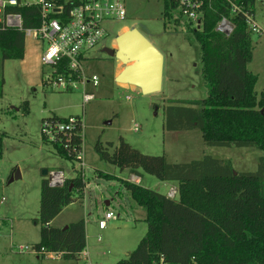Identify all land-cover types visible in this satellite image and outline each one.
Segmentation results:
<instances>
[{
	"label": "rangeland",
	"instance_id": "rangeland-1",
	"mask_svg": "<svg viewBox=\"0 0 264 264\" xmlns=\"http://www.w3.org/2000/svg\"><path fill=\"white\" fill-rule=\"evenodd\" d=\"M127 17L107 23L108 36L91 51L83 66L99 84H78L62 91L47 84L51 67L42 62L44 49L31 37L26 38L23 59L2 61L4 78L0 97V134L3 156L0 159V264H116L124 259L146 235V211L132 200L122 179L131 177L129 169L102 160L96 150L101 142L111 152L124 139L144 154L164 155L169 163H187L204 156L230 160L235 172H253L263 152L254 148L208 146L200 129L170 130L167 111L170 106H187L206 96L200 69L201 60L191 32H184L163 18V0H125ZM255 19L260 32H251L252 59L248 69L257 75L255 90L264 92V0H257ZM181 24V21L178 20ZM137 28L164 56L162 90L144 94L134 85L118 83L117 75L125 64L103 52L117 48L116 38L125 30ZM93 97L85 101L84 92ZM82 117V130L74 137L83 141L82 159L72 161L57 155L51 143L42 139L43 118ZM62 172L66 178L82 170L86 187L84 197L65 206L51 221L64 228L84 219L87 246L79 259L58 255L42 256L32 247L40 240L39 215L43 171ZM19 171L21 177L9 182ZM138 184L168 195L178 191V183L145 172ZM99 172L112 175L106 178ZM48 178V176H47ZM178 195V193H177ZM177 195L175 197H177ZM5 199L2 201V199ZM116 219L100 229L105 213Z\"/></svg>",
	"mask_w": 264,
	"mask_h": 264
},
{
	"label": "trees",
	"instance_id": "trees-1",
	"mask_svg": "<svg viewBox=\"0 0 264 264\" xmlns=\"http://www.w3.org/2000/svg\"><path fill=\"white\" fill-rule=\"evenodd\" d=\"M165 21L180 26L173 14V0H163ZM257 0H235L242 11L233 17L229 35L216 30L222 16H230L231 6L217 0L208 9L202 29L181 27L191 32L201 60V79L206 89L203 99L187 106H170V130L200 129L208 146L254 148L263 152L253 172H235L229 160L204 156L187 163H169L164 155L144 154L124 139L111 152L101 142L96 150L102 160L129 169L139 168L161 180L178 183L177 197L122 179L132 200L146 211L148 230L138 246L116 264H264V92L255 90L257 75L248 69L252 59L251 33L244 12L255 15ZM23 25L38 24L36 8L20 9ZM26 35L12 28H0L1 60L23 59ZM4 78H0V97ZM69 133L58 132L52 144L57 155L79 160L83 141L74 135L82 130V117ZM68 118L51 115L43 123L54 125ZM3 135L0 134V159ZM100 176L111 178L108 173ZM86 180L82 170L51 186L47 177L41 182L37 222L40 240L33 249L40 255L54 252L62 258L79 259L87 246L86 223L79 220L64 228L51 226L63 208L84 197Z\"/></svg>",
	"mask_w": 264,
	"mask_h": 264
},
{
	"label": "built area",
	"instance_id": "built-area-1",
	"mask_svg": "<svg viewBox=\"0 0 264 264\" xmlns=\"http://www.w3.org/2000/svg\"><path fill=\"white\" fill-rule=\"evenodd\" d=\"M216 1L173 0L172 11L174 17L181 21L179 27L202 29L206 11L214 7ZM219 1L228 3L231 10L230 16H222L217 22L216 30L229 35L234 29L232 17L242 11V8L235 0ZM26 7L38 9L36 26L23 25L20 9ZM244 13L250 33L260 32L255 15ZM127 14L125 0H0V28L21 30L26 38L31 37L42 46L44 49L42 62L51 67L46 83L55 85L62 91H72L78 84L84 86L89 83L94 86L99 84L98 76L88 75L83 64L92 57L91 51L108 36L107 23L124 20ZM92 97V94L84 92L85 101ZM76 122V117H70L66 122H57L54 125L43 123L42 135L53 140L58 132H71ZM78 159L81 161L82 152ZM48 179L51 186H61L66 177L60 171H52L49 172ZM177 193L178 191L173 188L168 196L175 197ZM4 200L3 198L2 201ZM111 219H116V215L112 212L105 213L104 218L98 222L99 228H106L107 222ZM19 250L34 249L33 246H20ZM45 254L61 256L60 253L54 252Z\"/></svg>",
	"mask_w": 264,
	"mask_h": 264
},
{
	"label": "water",
	"instance_id": "water-1",
	"mask_svg": "<svg viewBox=\"0 0 264 264\" xmlns=\"http://www.w3.org/2000/svg\"><path fill=\"white\" fill-rule=\"evenodd\" d=\"M117 48L105 46L103 52L119 59L125 67L117 75L118 83L139 87L144 94H154L162 90L164 56L155 45L137 28L122 32L116 38ZM47 177L49 172L43 171ZM19 171L9 182L20 178Z\"/></svg>",
	"mask_w": 264,
	"mask_h": 264
},
{
	"label": "crops",
	"instance_id": "crops-1",
	"mask_svg": "<svg viewBox=\"0 0 264 264\" xmlns=\"http://www.w3.org/2000/svg\"><path fill=\"white\" fill-rule=\"evenodd\" d=\"M227 160H228V159H227ZM229 161H230V160H229ZM230 162H231V161H230ZM137 173H139L140 176H138L137 174L132 173V172L130 171V175H131V177L129 178V180H130V181H133V182H135V183H138V182L140 181V177H141L142 173H140L139 171H137Z\"/></svg>",
	"mask_w": 264,
	"mask_h": 264
}]
</instances>
